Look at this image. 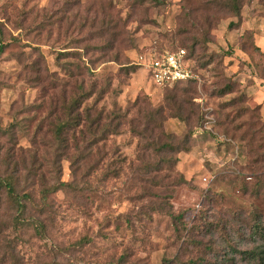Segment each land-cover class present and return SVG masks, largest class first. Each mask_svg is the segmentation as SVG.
Returning <instances> with one entry per match:
<instances>
[{"label":"rangeland","instance_id":"rangeland-1","mask_svg":"<svg viewBox=\"0 0 264 264\" xmlns=\"http://www.w3.org/2000/svg\"><path fill=\"white\" fill-rule=\"evenodd\" d=\"M161 1L137 7L136 0H0V128L19 120L0 139V155L15 147L24 156L25 193L38 202L35 182L73 180L69 161L58 157L49 104L30 111L44 94L37 80L63 76L59 62L75 63L77 52L87 65L103 54L107 37L82 30L83 18L91 22L97 10L105 11L119 34L111 54L120 52V62L108 55L91 68L97 78L111 77L112 89L119 90L107 105L115 102L123 111L134 102L165 107L157 142L170 136L180 148L173 170L185 180L176 187L162 166L153 183H140L150 179L133 172L148 160L145 141L123 127L105 147L119 179H106L105 169L87 175L82 168L77 191L51 194L44 240L23 232L15 248L18 264H212L211 248L220 250L225 242L226 250L238 242L246 248L249 227L257 219L264 224V0H241L238 18L214 14L215 20L207 18L214 12L204 6L207 0ZM191 20L201 28L213 20L205 45L193 43L200 33L187 31ZM177 48L192 55V83L162 90L142 65L136 67L140 57ZM123 67L131 69L129 76ZM229 86L232 92L220 95ZM181 100L193 111L190 118L183 112V121L176 109ZM137 195L144 198L134 201Z\"/></svg>","mask_w":264,"mask_h":264},{"label":"trees","instance_id":"trees-1","mask_svg":"<svg viewBox=\"0 0 264 264\" xmlns=\"http://www.w3.org/2000/svg\"><path fill=\"white\" fill-rule=\"evenodd\" d=\"M145 1L148 0H136L134 5L142 7ZM152 1L156 4L163 2L161 0ZM241 4V0H207L204 6L208 11L211 8L214 9L212 15L207 18L215 20L216 16L214 14H225L238 18ZM94 13L91 22L87 21L86 17L83 18L82 30L89 29L93 31L96 29L99 34L98 38L107 37L103 54L91 60V64L88 63L87 65L81 61V55L77 52L72 57L76 60L75 63L59 62L58 65L63 76L59 78L55 75L51 83L42 78L37 80L38 85L42 86V93L44 94L41 102L32 106L30 111L42 112L45 110L44 105L49 104L48 118L52 119L50 121L52 135L60 151L58 157L60 160L67 159L69 161L73 180L66 183L58 179L55 182L47 183V180L42 178L41 182H35L38 185L39 197L38 202H35L30 193H25L21 189L22 180L20 175L22 170L20 167L26 164L24 156H18L15 147L12 148L11 155L4 158L0 155V264H11V262L18 264L15 248L23 232L31 231L37 239L44 240L46 233L45 221L48 219V209H51V205L48 204L49 196L58 191H77L79 186L76 184V177L82 168L87 170V175H93L95 171L105 169L104 177L106 179H119L121 174L118 173V170L111 169L115 162L108 157L105 147L112 136L119 135V131L123 127H128V131L135 138L145 141L141 147H143L144 157L148 160L143 163L141 171L137 170L136 167L133 172L134 175L142 172L144 175H149L150 179H140V183H153L157 175L162 172V166H166L165 169L167 170L164 171L173 179L172 184L175 183L176 187L185 183V180L181 176H176L173 170L177 163L175 155L181 151L180 148L173 144L170 136L164 137L166 142L162 144L157 142L162 138L158 135H163L162 126L165 121V107H145L134 102L123 111V109L116 106L115 102L110 106L107 105L106 100L117 95L119 90L112 89L111 77L97 78L91 68H94L95 64L100 61L105 63L104 59L108 55H110L108 57V59H111L110 61L120 62V52H117L116 55L111 54V51L114 50L112 46L118 43L117 37L119 34L114 33L116 25L106 19L104 10H100V12L97 10ZM99 14L103 15V19L100 18ZM190 23L186 28L187 31L190 32L197 28L195 31L200 33L199 36H196L198 39H195L193 43L195 45L198 43L205 45L208 42L213 20L212 22L210 20V24L207 22L204 28L195 26L198 22L194 20H191ZM233 25L230 23L228 27L231 28ZM124 33L126 32L123 31ZM119 42L120 46L122 41ZM179 49L185 51L187 67L193 73V67L189 65L192 61V55L184 48L162 50L154 53V55L158 56L164 52L172 53ZM61 57L65 59L68 56L63 54ZM69 57L71 58V56ZM122 71H126V76H129L131 69L123 67ZM192 82H194L193 78L162 85L159 86V89H173L178 85ZM231 92L232 88L229 86L221 91L220 95L224 96ZM185 104L184 100H181L176 108L178 110L177 117L181 121H183L182 116L185 115L182 114L183 112L188 114V118L193 113V111H189L184 107ZM134 110H136V117L132 115ZM18 125L19 120L14 119L6 130L2 131L0 128V139L10 128H16ZM40 129L42 131V127ZM70 149L74 150V154L67 156L66 153ZM20 152L25 153L23 150H20ZM262 159L264 160V157ZM32 176L33 179L36 178L35 174L29 172L28 177L31 178ZM151 177H154V179ZM84 184H88V182H83V186H88ZM153 187H158L157 182ZM170 187L173 188V186ZM142 198H144L143 195H137L134 201ZM30 207L36 210L35 214L31 215L29 213ZM8 235L12 236L11 240L7 239ZM244 242H246V248L240 245L241 242L236 243V246H231L232 248L228 246V248L230 247L228 250L225 248L228 242L221 244L223 247L220 250L211 248L210 258L213 260L212 264H264V224L259 219L249 227L248 238ZM174 260L176 261L178 258ZM203 261L204 259H202ZM171 263L172 260L167 262V264Z\"/></svg>","mask_w":264,"mask_h":264},{"label":"built area","instance_id":"built-area-1","mask_svg":"<svg viewBox=\"0 0 264 264\" xmlns=\"http://www.w3.org/2000/svg\"><path fill=\"white\" fill-rule=\"evenodd\" d=\"M185 51L179 49L175 52H164L161 55H153L148 59L140 57L137 65H142L149 79L157 86L173 84L194 78L193 73L187 67Z\"/></svg>","mask_w":264,"mask_h":264}]
</instances>
